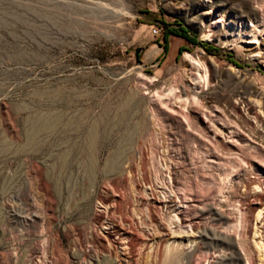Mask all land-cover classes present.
<instances>
[{"label":"rangeland","instance_id":"374dc122","mask_svg":"<svg viewBox=\"0 0 264 264\" xmlns=\"http://www.w3.org/2000/svg\"><path fill=\"white\" fill-rule=\"evenodd\" d=\"M0 264H264V0H0Z\"/></svg>","mask_w":264,"mask_h":264},{"label":"built area","instance_id":"2783aa9c","mask_svg":"<svg viewBox=\"0 0 264 264\" xmlns=\"http://www.w3.org/2000/svg\"><path fill=\"white\" fill-rule=\"evenodd\" d=\"M153 34L155 35H159L160 34V30L156 27L153 28Z\"/></svg>","mask_w":264,"mask_h":264},{"label":"bare ground","instance_id":"6f19581e","mask_svg":"<svg viewBox=\"0 0 264 264\" xmlns=\"http://www.w3.org/2000/svg\"><path fill=\"white\" fill-rule=\"evenodd\" d=\"M46 122V121H45ZM52 123V122H51ZM33 133H34V130H33ZM31 139V138H30Z\"/></svg>","mask_w":264,"mask_h":264}]
</instances>
